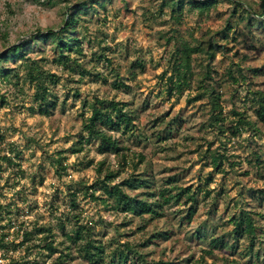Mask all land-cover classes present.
Listing matches in <instances>:
<instances>
[{"label":"rangeland","instance_id":"rangeland-1","mask_svg":"<svg viewBox=\"0 0 264 264\" xmlns=\"http://www.w3.org/2000/svg\"><path fill=\"white\" fill-rule=\"evenodd\" d=\"M87 1L0 0V54L38 31H59L67 8ZM169 1L96 0L83 9L73 34L83 48L78 63L99 77L83 74L72 63L59 64L52 40H32L23 60L1 64L12 69L13 78L0 79V95L5 97L4 103L0 98V205L5 207L0 235H6L11 247L6 256L0 252V264H52L61 257L59 264H90L82 246L65 237L84 226L104 245L103 264H118L121 252L128 255L122 264H264V195L259 193L264 191V126L257 121L253 102V93H264V27L235 5L249 1L259 13L261 0H219L205 15L187 5L180 20L166 6ZM210 41L224 48L212 59L195 54L190 85L170 95L175 50L186 42L195 46ZM96 54L104 57L98 60ZM34 63L55 75V83L48 80V86L56 106L48 114L40 110L37 87L28 78ZM198 94L203 95L189 102ZM98 101L99 106L100 101H115L133 112L130 132L104 128L125 147L118 156L100 152L101 138L86 140L83 125ZM215 103L221 108L214 109ZM215 118L219 123L213 127ZM240 119L257 129L242 125L237 132ZM81 142L84 150L74 153ZM213 153L225 157L218 167ZM122 154L129 162L124 168ZM108 170L121 171L114 183L132 175L151 181L150 190L125 188L132 196L176 185L190 188L198 204L191 209L183 197L179 204L164 206L165 218L145 224L137 215L112 210L86 194ZM206 189L212 191L209 196ZM94 191L103 197L99 187ZM178 191L174 188L173 193ZM245 211L259 235L253 253L247 236L235 235L232 222ZM41 229H50L53 237ZM23 231L32 233L31 241L18 247ZM46 237L55 241L52 256L41 242ZM214 237L224 247H212ZM127 244L140 254L128 252Z\"/></svg>","mask_w":264,"mask_h":264},{"label":"trees","instance_id":"trees-1","mask_svg":"<svg viewBox=\"0 0 264 264\" xmlns=\"http://www.w3.org/2000/svg\"><path fill=\"white\" fill-rule=\"evenodd\" d=\"M217 1L219 0H171L166 6L171 9L173 16L176 20H180L183 14L184 8L188 5L190 9L197 10L199 14L205 15L207 14L213 7L216 6ZM232 1V0H226ZM96 0H89L85 3L74 4L71 8L70 6L67 8L66 19L64 21L63 27L59 31H49L48 33H41L38 31L36 35H34L30 40L24 41L20 46H13L9 51L0 54V79L8 80L12 82L13 75L12 69H7L1 66L3 63H8L10 61L23 60L26 56L27 48L30 46L31 41L39 40L48 42L52 40L55 45V49L59 52V58L57 62L64 66H68V63L74 64L76 67L82 69V73L85 75H94L99 77V73H93L92 70H86L82 65L78 63V59L83 56V48L81 45V41L78 38H74L73 34L76 32L77 25L81 22V14L83 9L87 7L90 3H95ZM49 4H53L52 0H48ZM240 7L245 16L251 21L256 23V25L264 27V0H261L260 4V12L254 9V7L249 3V1H245L244 4L237 1L235 4ZM229 26L227 29H231ZM170 41V40H169ZM222 45L215 43L214 41H210L204 44V42L199 45L190 46L187 42L178 47L173 53L172 57L175 61L174 64V76L169 79L170 88L169 93L172 95L174 92L177 94H181L185 87L190 85V80L192 78V58L197 53H204L208 58H214L217 52H221L223 49ZM72 52L76 53V57L74 59L71 58ZM95 55V54H94ZM96 56L99 58H103L104 55ZM111 63L110 61H108ZM33 67L28 69V78L31 82H34L37 87V99L41 101L40 110L48 114L49 107H55L56 103L50 99V92L48 86V80L52 83H55V75L46 73L43 71L37 63H34ZM73 66V65H71ZM139 68L143 70V65L138 63ZM94 67H92L93 69ZM72 70H75L74 67H71ZM260 70H254V72H259ZM241 73V70L239 69ZM242 74V73H241ZM244 79V77H242ZM175 79V80H174ZM236 82V80L234 79ZM116 88L119 86L115 83ZM203 94H198L194 99L189 102L195 101L201 98ZM254 98L253 102L256 104L255 114L258 123L264 126V93L262 91H257L253 93ZM2 99V103L5 102V97L0 95ZM51 104V105H50ZM221 108L216 103L214 104V109ZM133 112L127 109L126 105L121 103H117L115 101L106 102V101H98V106L95 105L92 110V115L86 120L83 125L84 132L87 133V141L101 138L102 144L100 145L101 153H112L117 156L120 155L122 150H125V147H121L120 143L117 139H112L111 136L107 135L104 131V128H108V130H114L117 132L122 131L123 133L130 132V127L133 126ZM219 123V119L215 118L210 125L215 127ZM249 126L253 129H257V127L248 120L240 119L238 122L237 132H240V126ZM223 131V128H219ZM83 144L82 142L80 143ZM83 145L78 149H75L74 153L82 152ZM10 161L9 158H5ZM121 164L122 167H127L129 162L125 156V154L121 155ZM223 159H225L224 155L213 153L212 161L215 167L221 165ZM57 163L59 166H62L61 160L58 159ZM134 163V162H133ZM105 166V162L100 163L98 167V174L102 175L103 168ZM64 169V168H63ZM120 170H108L107 174L103 178H98L97 182L92 186L86 188V194L92 197L94 200H102L103 204L107 207H111L112 210L120 211L122 213L135 214L140 217L145 224L148 222H153L158 219L165 218L164 206H170L171 203L175 202V204H179L183 197H187V200L191 204V209H194V206L198 204L197 197L195 193L191 192L190 188H181L175 185L174 188H177L179 191L174 194V188H165L161 191L157 192L156 190L151 192L147 191L146 193H138L134 196L128 194L125 188L130 189L131 191H139L144 189H151L150 183L151 181L146 176H136L132 175L130 178L123 180L121 183H114V180L120 176ZM99 187V190L102 193L103 197H96V192L94 189ZM210 189H206L205 194L209 196L211 194ZM260 194L264 195V191H259ZM72 197V206H76V194L73 193ZM263 201V199H262ZM108 207V208H109ZM5 211V207L0 205V213ZM261 215V214H259ZM149 218H147V217ZM189 217H187L188 219ZM74 219L76 222L80 221V217L74 215ZM4 219L0 216V223H2ZM235 226V235L236 236H247L250 246L249 253H253L254 245L258 238V230L257 226H255L254 218L245 212H242L238 219H234ZM143 226H146V225ZM140 228H144V227ZM64 228V224L62 225ZM91 230L89 226L78 227L76 230L71 233H67L65 235L66 239L70 241L72 244L82 246L81 253L84 255V260L89 262L90 264H103L105 261V256L107 255L106 249L104 245L98 240L91 236ZM49 231L48 235L50 238L53 237L50 229H41L40 232L44 233ZM162 234V233H160ZM200 235V234H198ZM32 233L28 231H23L24 240L20 243L18 247L25 246L31 241ZM152 238V237H151ZM41 240L44 242V248L52 255L56 254L57 248L55 247V241L51 239L47 241ZM262 242H264L262 240ZM128 252L135 251V253L140 254L137 247H133L130 244L125 245ZM142 246H148V242L144 243ZM211 246L214 248H222L224 244L219 237H214L211 241ZM10 244L6 241V235H0V252L4 253L9 252ZM70 246L66 248V250H70ZM26 250H30L28 246ZM119 251H115L113 254H117ZM141 256V255H140ZM118 260V264L126 263L128 255L125 256V252H121L120 255H116ZM113 258L114 255H113ZM62 257L56 260L59 261ZM58 261L53 262L52 264H59ZM13 264H18L17 261H14ZM198 264V263H196Z\"/></svg>","mask_w":264,"mask_h":264}]
</instances>
